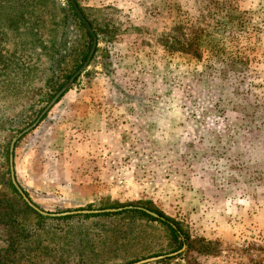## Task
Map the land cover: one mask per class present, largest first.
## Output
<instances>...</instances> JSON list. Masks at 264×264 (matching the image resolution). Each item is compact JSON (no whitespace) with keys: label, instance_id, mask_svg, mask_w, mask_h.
<instances>
[{"label":"rangeland","instance_id":"374dc122","mask_svg":"<svg viewBox=\"0 0 264 264\" xmlns=\"http://www.w3.org/2000/svg\"><path fill=\"white\" fill-rule=\"evenodd\" d=\"M39 1L0 0V59L10 57L0 62V183L7 143L73 76L53 96L45 85L52 72L11 58L45 53L32 50L30 29H21L25 49L5 35L9 17L44 13L34 39L48 46L57 38L48 12L54 5L62 17L69 1ZM75 1L99 33L96 56L16 142L17 182L45 211L148 206L203 240L164 260L169 231L158 221L137 213L41 219L32 208L0 222V257L25 231L15 264L159 256L143 264H264V0ZM58 36L68 73L85 49L84 29L72 18ZM200 92L210 100L199 103Z\"/></svg>","mask_w":264,"mask_h":264},{"label":"trees","instance_id":"16d2710c","mask_svg":"<svg viewBox=\"0 0 264 264\" xmlns=\"http://www.w3.org/2000/svg\"><path fill=\"white\" fill-rule=\"evenodd\" d=\"M25 1L28 2V0H25ZM68 1L70 4L69 12L67 10V13H66V9H65L64 13L62 14V17L58 16L57 9L54 5L52 6V9H50V11L48 12L50 14V18H51V27H50V28H52L51 29V37L54 34H57V38H58L59 37L58 36V29L60 27L64 29L66 27V25H68V23L71 21L72 18L75 21H77L79 23V25H81V27L84 29L85 49H83V52L81 54L80 59L74 63L72 70L69 71L68 73H63V68H62L64 65L65 57H66L64 55V53H66V42L63 41V43L60 44V41H58L57 38L53 36L50 39L49 45L46 46L44 42H42L38 39V37L36 40L34 39L37 35L36 33L41 30L40 27L43 24L42 23L43 22L42 15L44 13H38L37 11H34L29 15V17H25L26 13L21 14L16 19L9 17L10 19H9V21H7V25H6V27L9 29V32H5V35L10 34V33L16 35L12 38L14 40H18L20 48L24 47V49H25L27 47V45H25L26 42L24 41V34H23L22 30L23 29H30L31 34L33 36L32 37L33 39L31 42H29V45L31 44L32 50L35 52L36 51H43L45 54L47 53L46 57H43L45 54L43 55L42 53L38 52V53H36V56L34 58H30V59L22 60L21 57L20 58L11 57V58H12L14 63L19 65V67H20V65L23 64L22 63L23 61L25 62L26 60H29L30 63L32 64L31 65L32 67L33 66L36 68L45 67L50 72H52L51 75L46 79L45 85L48 86L50 91H54L53 96L64 85L66 80H68L72 75H74V73L86 61V59L89 55L91 46H92V41H93V34L87 29L86 25L80 19V17L78 15V13L76 12L72 2L70 0H68ZM29 2L31 4H35L34 6H36L40 1L39 0H29ZM78 6L80 7L79 3H78ZM58 18L60 19L59 21H57ZM54 22H56V23H54ZM60 24H62V25H60ZM95 30H96V34L98 35V38H100L99 33H97V29H95ZM63 36L66 37V32L63 33ZM202 38H203V34L201 35V33H197L193 38L194 49L192 51V54L196 55L198 57L200 54L199 45L202 43ZM8 40H9V38L7 39V41ZM21 40L24 41L23 45H21ZM64 40H65V38H64ZM182 51L189 53V51L184 50V49H182ZM96 52H95L93 58L96 56ZM4 57L5 58L0 59V62H2L4 64H8V62L10 61V57H7L6 55H4ZM205 76H203V77L200 76L199 78L197 77V79L204 80ZM201 80H199V81H201ZM215 85H216V82L215 83L213 82L212 85H210L208 87V90L211 92L213 89H215V87H214ZM203 93L204 92H200V97H198V98L196 97V99L198 100L199 103H205L206 101L210 100L209 96H205V94H203ZM188 95L191 96L192 93L188 92ZM41 111H42V108L39 110H36L35 114H37V115H35V116L38 117V115L40 114ZM3 155L6 159L7 166H6L5 171H3V173H2V182L0 183V186H1L0 187V207H1L0 208V222H4L6 224H13L14 222H17V220H19V217L21 216L22 212H24L25 209H31V210H33V209L24 200L22 194L18 191L15 184L13 183V179H12V175H11V169H10V142H8L7 145L5 146V148L3 150ZM7 186L11 189L13 195L6 191ZM112 207H114V206H112ZM147 210H150L152 212L157 213V216L153 215L152 213L148 212ZM123 213H137L144 218L158 221L167 228V230L169 231V239H170L169 246L171 248L168 249V251H166L165 254H167L166 255L167 258L164 260H171V259H175L178 256H180V254L172 256V253H175V252L181 250L184 247V245H186L187 250H189V249H191L192 246H194V243L203 240L202 238H199L195 242V239H192V237L189 235V233L184 231V229H183V227L179 221H177L176 219H174L168 215H165L163 212H161L159 210H155V209L148 207V206H134L133 208H124V209L117 211V212H103V213H99V214H88V215H82V216H84V217L113 216V215H119V214H123ZM37 214L41 219H46V218L69 219V218L77 216V215H68V216H61V217H58V216L57 217H50V216H43L39 213H37ZM28 237H29V233H25V231H20L19 235L14 237L10 242L8 249H11L12 252L6 257H5V255L1 256L0 257V264H15V261H14L15 257H12V256H13V254H15L19 251V248L22 246L23 242L25 240H27ZM164 260L162 259V260H160V262H162Z\"/></svg>","mask_w":264,"mask_h":264},{"label":"water","instance_id":"95a60500","mask_svg":"<svg viewBox=\"0 0 264 264\" xmlns=\"http://www.w3.org/2000/svg\"><path fill=\"white\" fill-rule=\"evenodd\" d=\"M76 12L78 13L79 17L83 21V23L86 25L87 29L93 34V45L91 48V51L89 53V56L85 63L80 67V69L69 79V81L58 91V93L52 98V100L48 103V105L44 108V110L41 112L37 120L24 130H22L20 133H18L16 136L13 137L10 145V169H11V175L13 179V183L15 184L18 191L22 194L24 200L35 210H37L39 213L47 216H55V217H61V216H68V215H78V214H99L103 212H117L124 208H133L134 206H125V207H118V208H105V209H75V210H66L62 212H49L42 210L39 208L23 191L22 187L17 182V179L15 177V169H14V151H15V145L19 138H21L24 134H26L28 131H30L33 127H35L40 120L43 118V116L53 107V105L60 99V97L65 93L67 89H69L74 82L75 78L79 76L89 65V62L91 61V58L95 52V49L97 47V36L94 33V29L88 19L84 16L81 9L79 8L78 4L75 0H71ZM148 212L152 213L153 215L157 216V213L152 212L150 210H147ZM185 248V246L180 250L182 251ZM179 251V252H180ZM166 256V255H165ZM165 256H159V257H153L148 259H143L131 264H143L152 260H156Z\"/></svg>","mask_w":264,"mask_h":264}]
</instances>
